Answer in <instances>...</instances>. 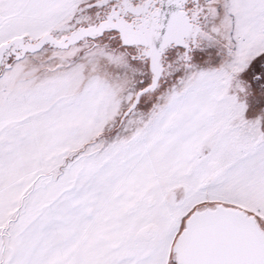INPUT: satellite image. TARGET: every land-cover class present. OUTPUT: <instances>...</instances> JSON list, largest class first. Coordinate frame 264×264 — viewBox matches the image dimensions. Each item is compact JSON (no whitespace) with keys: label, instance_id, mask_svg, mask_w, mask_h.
Returning a JSON list of instances; mask_svg holds the SVG:
<instances>
[{"label":"snow or ice","instance_id":"6c2138e0","mask_svg":"<svg viewBox=\"0 0 264 264\" xmlns=\"http://www.w3.org/2000/svg\"><path fill=\"white\" fill-rule=\"evenodd\" d=\"M0 264H264V0H0Z\"/></svg>","mask_w":264,"mask_h":264}]
</instances>
